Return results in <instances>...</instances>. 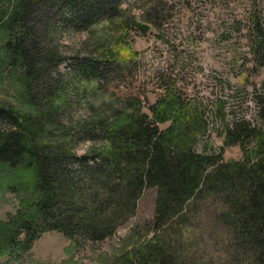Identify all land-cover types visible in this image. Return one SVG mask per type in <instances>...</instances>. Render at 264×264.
<instances>
[{
	"label": "trees",
	"instance_id": "1",
	"mask_svg": "<svg viewBox=\"0 0 264 264\" xmlns=\"http://www.w3.org/2000/svg\"><path fill=\"white\" fill-rule=\"evenodd\" d=\"M122 1L3 0L9 5L0 6L8 36L0 76L14 69L27 104L0 107V191L26 193L17 212L0 220V257L21 258L48 231L77 244L102 242L135 215L144 191L155 188L154 235L124 249L115 264H264V92L256 97L257 119L223 124L226 144L245 150L239 160L226 161L206 139L205 108L185 104L167 84L160 85L164 92L148 105L150 112L146 96L130 92L118 107L94 109L78 132L61 123L65 91L75 78L116 86L135 63L130 59L137 53H120L118 44L127 41L130 27L147 26ZM49 16L80 31L104 20L119 38L112 47L96 40L97 54L74 58L64 80L52 74L68 56L57 50L58 27ZM82 139L99 147L80 155Z\"/></svg>",
	"mask_w": 264,
	"mask_h": 264
},
{
	"label": "rangeland",
	"instance_id": "2",
	"mask_svg": "<svg viewBox=\"0 0 264 264\" xmlns=\"http://www.w3.org/2000/svg\"><path fill=\"white\" fill-rule=\"evenodd\" d=\"M140 2L122 1L136 22L147 29L140 25L130 27L127 41L118 44L120 53H137L130 59L135 63L125 69L116 86L99 87L98 80L75 78L65 91L64 104L68 106L61 114V123L67 127L72 125L71 129L78 132L77 124L90 120L94 109L104 111L111 106L118 107L121 98L130 92L144 94L148 102L144 109L150 112L148 105L164 92L160 85H169L173 95L185 104H199L205 108L210 122V137L206 139L213 148L222 152L226 161L241 159L244 148L238 143L226 144L222 128L224 123L241 117L258 118L256 97L264 92V61L260 50V44L264 42V0ZM154 4L157 7H153ZM8 5L0 0L4 9ZM48 22L58 27L57 50L68 56L58 70L52 72L53 76L62 74L64 80L72 74L74 58L95 52L99 39L107 40L112 47V39L119 38L104 20L82 31L66 26L58 18H48ZM7 39V33L0 27V51ZM13 71L7 68L0 76V107L27 108L22 100L23 82L12 77ZM222 107L225 113L221 111ZM169 124L160 123L159 126L165 129ZM95 142L80 140L77 153L83 155L91 147H99V143L94 145ZM27 179L25 172L21 180L27 182ZM156 196L157 189L145 190L135 215L102 242L81 240L77 244L62 232L48 231L24 256L19 259L0 257V264H115V258L124 249L154 235L151 224ZM25 199V192L0 191V220L17 212ZM135 227L141 230L139 234H135Z\"/></svg>",
	"mask_w": 264,
	"mask_h": 264
}]
</instances>
